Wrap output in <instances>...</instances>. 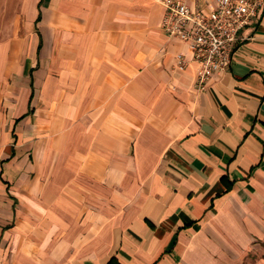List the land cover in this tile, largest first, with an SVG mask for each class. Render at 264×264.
<instances>
[{
	"label": "crops",
	"instance_id": "crops-1",
	"mask_svg": "<svg viewBox=\"0 0 264 264\" xmlns=\"http://www.w3.org/2000/svg\"><path fill=\"white\" fill-rule=\"evenodd\" d=\"M262 1L200 90L162 0H0V264H264Z\"/></svg>",
	"mask_w": 264,
	"mask_h": 264
},
{
	"label": "built area",
	"instance_id": "built-area-1",
	"mask_svg": "<svg viewBox=\"0 0 264 264\" xmlns=\"http://www.w3.org/2000/svg\"><path fill=\"white\" fill-rule=\"evenodd\" d=\"M263 4L262 0H214L207 11L196 10L179 0H162V31L170 39L188 44L190 61L197 65L196 86L204 90L209 82L230 68L239 32L248 26ZM188 61L177 57V70Z\"/></svg>",
	"mask_w": 264,
	"mask_h": 264
},
{
	"label": "rangeland",
	"instance_id": "rangeland-1",
	"mask_svg": "<svg viewBox=\"0 0 264 264\" xmlns=\"http://www.w3.org/2000/svg\"><path fill=\"white\" fill-rule=\"evenodd\" d=\"M252 245H253V247L260 249V246H263V243L261 241L253 240L252 241ZM257 255L258 256L256 257V255L254 254V257H252L250 253H246L245 256H244L245 258H243V259H248V260H252L253 261L255 258H259L260 257V251L257 252Z\"/></svg>",
	"mask_w": 264,
	"mask_h": 264
}]
</instances>
